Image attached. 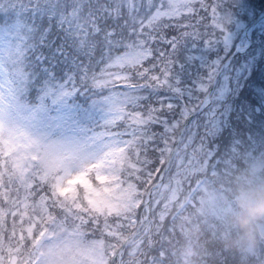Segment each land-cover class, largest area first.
I'll use <instances>...</instances> for the list:
<instances>
[{"label": "snow or ice", "instance_id": "1", "mask_svg": "<svg viewBox=\"0 0 264 264\" xmlns=\"http://www.w3.org/2000/svg\"><path fill=\"white\" fill-rule=\"evenodd\" d=\"M199 6L211 7L218 34L199 30L207 16L196 0H0L14 20L0 31V264H166V234L187 194L222 163L211 143L219 112L209 102L219 62L195 81L185 66L192 50L227 45L230 16L222 0ZM53 31L54 54L74 64L60 95L77 82L106 92L105 131L87 146L36 138L10 120L27 80L25 49L47 46ZM34 59L45 70L54 62L42 52ZM117 121L124 130L113 132ZM150 151L163 167H147Z\"/></svg>", "mask_w": 264, "mask_h": 264}, {"label": "trees", "instance_id": "2", "mask_svg": "<svg viewBox=\"0 0 264 264\" xmlns=\"http://www.w3.org/2000/svg\"><path fill=\"white\" fill-rule=\"evenodd\" d=\"M203 2L212 5L217 0ZM199 5L200 0H196L197 9L207 16L199 30L218 34V30L213 29L211 7L205 13ZM222 9L230 16L227 30L231 39L227 45L220 42L212 49L192 50L193 59L186 63L185 73L193 81L207 74L206 64L219 62L220 67L244 41L245 30L264 12V0H222ZM13 23L11 14L0 13V31H10ZM48 41L43 48L25 49L23 70L27 80L15 94L13 110L23 113V117L35 115L42 119L40 130H28L36 138L87 146L90 137L105 131L107 111L101 98L106 92L77 82L76 91L61 96V88L74 71V64L71 56L54 54L55 46L60 43L58 32L53 31ZM40 52L54 61L49 70H45L47 65L35 62L34 57ZM96 71L99 72V68ZM68 87L71 88V84ZM194 96L204 98V94L195 89ZM211 105L219 112L217 131L211 143L222 158L221 170L208 178L199 190L193 185V190L187 194L170 233L166 234L164 259L166 264H264V252H261L264 250V221L254 226L250 237L237 219L242 211L241 200L264 189V20L253 32L250 49L238 54L223 73ZM176 119H179L178 113ZM117 125L111 131L124 130L122 121H117ZM156 130L162 132L163 127L158 126ZM197 143L198 138H194L188 151ZM174 146L175 142H170V147ZM159 147H164L163 141L159 142ZM149 159L152 160L147 166L149 169L163 167L158 164L159 152L150 151ZM229 161L230 168L223 169ZM175 171L171 169L173 174ZM159 178L160 173H156L153 182H158ZM162 206L163 201L157 205V211ZM7 219L10 228L11 217ZM170 223L171 215H168L163 224L169 227Z\"/></svg>", "mask_w": 264, "mask_h": 264}, {"label": "clouds", "instance_id": "3", "mask_svg": "<svg viewBox=\"0 0 264 264\" xmlns=\"http://www.w3.org/2000/svg\"><path fill=\"white\" fill-rule=\"evenodd\" d=\"M241 209L237 216L239 225L251 237L254 226L264 221V189L254 191L242 199Z\"/></svg>", "mask_w": 264, "mask_h": 264}, {"label": "rangeland", "instance_id": "4", "mask_svg": "<svg viewBox=\"0 0 264 264\" xmlns=\"http://www.w3.org/2000/svg\"><path fill=\"white\" fill-rule=\"evenodd\" d=\"M13 101H10L11 108H10V120L12 123L16 124L19 127H22L24 130L29 132V129H39L41 128L42 119L37 116H29V117H23V113L20 114L18 111L13 110ZM28 110V109H26ZM30 133V132H29Z\"/></svg>", "mask_w": 264, "mask_h": 264}, {"label": "water", "instance_id": "5", "mask_svg": "<svg viewBox=\"0 0 264 264\" xmlns=\"http://www.w3.org/2000/svg\"><path fill=\"white\" fill-rule=\"evenodd\" d=\"M258 21H259V20H258ZM258 21H257V22H258ZM257 22H256V23H257ZM256 23H255V24H256ZM218 77H219V75H218ZM218 77L215 79L213 86L215 85V83H216ZM211 92H212V91H211ZM211 92L209 93L210 95H211ZM190 119H191V117H190ZM176 146H177V145H176ZM176 146H175V148H176ZM175 148H174V149H175Z\"/></svg>", "mask_w": 264, "mask_h": 264}]
</instances>
